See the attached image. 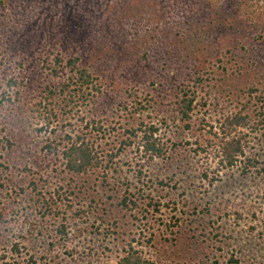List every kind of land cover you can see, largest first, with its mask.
Instances as JSON below:
<instances>
[{
	"label": "rangeland",
	"instance_id": "374dc122",
	"mask_svg": "<svg viewBox=\"0 0 264 264\" xmlns=\"http://www.w3.org/2000/svg\"><path fill=\"white\" fill-rule=\"evenodd\" d=\"M57 57H79L101 93L49 106L44 89L67 77ZM182 86L197 93L188 128L173 120ZM258 98L264 0H0V264H116L130 247L158 264H264V123L240 130L232 169L214 137ZM141 123L166 156L148 161L138 135L108 162ZM68 136L102 165L66 172L52 149Z\"/></svg>",
	"mask_w": 264,
	"mask_h": 264
},
{
	"label": "trees",
	"instance_id": "16d2710c",
	"mask_svg": "<svg viewBox=\"0 0 264 264\" xmlns=\"http://www.w3.org/2000/svg\"><path fill=\"white\" fill-rule=\"evenodd\" d=\"M55 66L67 69V77L63 82L56 85L47 86L44 90L46 97L44 101H47L49 106L58 107L61 111H68L67 109L79 102H85L90 97H95L101 92L97 78L92 74L90 67L86 64L82 65L79 57L69 58L65 66L63 65V60L61 58H56ZM56 70V69H55ZM54 70V73L57 72ZM63 71V69H62ZM201 82L200 78L195 80V87ZM250 95L256 92V89H248ZM180 96L177 101V107L173 120L175 123L185 126L188 128V122L191 120V115L194 111L196 105L197 93L196 90H192L189 87L182 86L179 89ZM261 106L260 111L252 112V116L249 113H245V107L242 110L223 118L222 122H219L218 132L214 134V137L218 139V158L219 163L225 169H232L241 164V158L244 157L245 149L247 148V136L240 130L246 129L250 133H255L260 131V127L264 123V112L263 101L258 98ZM263 100V99H262ZM122 109L126 110V106H121ZM136 111L137 108H135ZM54 109L50 110V114L54 116ZM87 126H91L94 131H101L102 125L100 121L95 119L91 120ZM158 128L154 125L140 124L136 129L127 130L126 133L128 137L120 141V147L118 152H112L107 154L108 162H112L118 155L126 148L130 147L134 142L131 138H137L138 135L141 136V144L144 156L146 159L153 160L155 158L159 159L166 156V148L161 143L160 138L157 137ZM9 145V141L4 139ZM64 144L61 150H56L61 156L62 164L66 172L73 175H83L89 170L96 169L102 165L101 157L99 152L95 150L93 143L86 142L84 138L77 137L72 140L69 136L64 140ZM2 142L0 141V145ZM51 148V146L49 147ZM0 149H4L0 146ZM200 151L201 148H199ZM51 151V149L49 150ZM254 159H246L245 164L243 163V168L249 173V170L255 167ZM123 204H125L123 202ZM60 235L66 236L65 227L62 225L57 229ZM5 260L4 255H0V262ZM116 264H158L151 259H147L142 255L140 250H136L130 247L126 250L123 257H121Z\"/></svg>",
	"mask_w": 264,
	"mask_h": 264
}]
</instances>
